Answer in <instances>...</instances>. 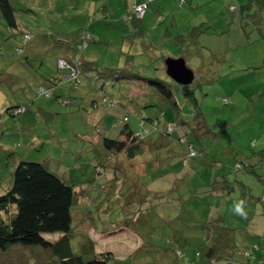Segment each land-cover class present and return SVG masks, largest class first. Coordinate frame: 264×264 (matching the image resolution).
Segmentation results:
<instances>
[{
	"label": "rangeland",
	"instance_id": "374dc122",
	"mask_svg": "<svg viewBox=\"0 0 264 264\" xmlns=\"http://www.w3.org/2000/svg\"><path fill=\"white\" fill-rule=\"evenodd\" d=\"M144 1L16 0L18 27L0 18V193L16 161H41L74 181L75 253L205 264L208 238L223 236L248 264L246 251L264 252V20L262 30L251 20L242 27L241 9L236 22L233 11L218 14L223 0H154L138 20L133 7ZM76 56L74 77L65 60ZM181 56L206 125L166 72V59ZM135 74L167 82L179 110L127 78ZM126 123L144 147L129 160L103 144L125 138ZM253 163L255 173L244 168ZM0 264L60 263L41 245L17 243L0 249Z\"/></svg>",
	"mask_w": 264,
	"mask_h": 264
},
{
	"label": "trees",
	"instance_id": "16d2710c",
	"mask_svg": "<svg viewBox=\"0 0 264 264\" xmlns=\"http://www.w3.org/2000/svg\"><path fill=\"white\" fill-rule=\"evenodd\" d=\"M14 1L16 0H0V18L5 21L7 26L12 28L18 27L13 5ZM150 1L154 0L142 2L147 4L146 10L149 8ZM180 1L183 2L184 0ZM137 5L138 3L134 5L133 13L137 14V19L140 20L143 19L146 10L144 13L137 11ZM240 9L243 11L244 18L247 17L253 24H259L262 19L264 0H247L245 3H234L228 8L234 14L239 13ZM26 34L29 36V33ZM28 39H30V36ZM80 61L81 58L77 56L65 60V66L72 68V75L74 77L82 73ZM127 78L132 80L131 82L133 83H144L150 88H155L170 99L173 106L179 110L178 103L172 98V89L164 80L136 74L130 75ZM181 89L188 101H192L196 106L195 117L198 119V122L202 121L206 125L204 119L202 118L201 120L202 108L195 94V86H190V84L181 85ZM41 91L44 90L41 89ZM51 92L48 91L47 94H51ZM225 100L230 101V98L225 97ZM104 101L108 102V99L104 98ZM115 102L112 101L110 104L112 105ZM17 107L18 109L15 110L16 114H20L25 110L21 105ZM147 118L154 122L150 117ZM122 134L125 135L123 139L105 136L103 144L107 149L114 150L116 153L123 152L132 159L144 149L141 141L138 139L141 134L138 131L135 132L128 123L124 125ZM188 145V147L192 146L194 148L195 153L193 156H196L198 151L195 145L192 143ZM257 153L260 157L259 160L264 162V149L258 150ZM254 164H250L244 168L249 172L255 173ZM242 166L240 163L237 164L238 168H242ZM74 185L73 180L63 178L55 172L50 171L41 161H16V166L12 170L11 185L3 193H0V249L6 251L17 243L28 246L41 245L57 256L60 264H108L113 254L110 250L88 254L90 256L74 252L69 236L73 229L72 207L75 203L77 204L78 200ZM53 234H59L60 236L54 239L47 237V235ZM256 246L264 250V246L261 243L256 244ZM205 248V264H246L235 259L238 251L237 246L229 243L228 239L223 236H219L218 238L209 237ZM180 252L182 253L181 250ZM254 253V251H246L248 256H255L254 259L248 260V264H264V252H262L263 255L261 256H256Z\"/></svg>",
	"mask_w": 264,
	"mask_h": 264
},
{
	"label": "water",
	"instance_id": "95a60500",
	"mask_svg": "<svg viewBox=\"0 0 264 264\" xmlns=\"http://www.w3.org/2000/svg\"><path fill=\"white\" fill-rule=\"evenodd\" d=\"M166 66L167 74L180 85H188L194 80V71L183 57H168Z\"/></svg>",
	"mask_w": 264,
	"mask_h": 264
},
{
	"label": "crops",
	"instance_id": "0c3cea01",
	"mask_svg": "<svg viewBox=\"0 0 264 264\" xmlns=\"http://www.w3.org/2000/svg\"><path fill=\"white\" fill-rule=\"evenodd\" d=\"M242 2V0H223V3H222V7L220 8V12H218V14H221V15H224V13L226 12L227 14H229V15H231V13L230 12H228V11H226V10H228V8L232 5V4H234V3H241ZM245 2H247V0H245ZM245 2H243V3H245ZM198 3V5L200 6L201 4L199 3V2H197ZM165 4H166V2H165ZM224 5V6H223ZM238 15H239V13H235V16L233 17V19L232 20H235V22H236V20L237 19H239L238 18ZM244 18V17H243ZM240 21H239V23H240V25L242 26V27H245V25L243 24V23H247V21H249L248 20V18L247 17H245L243 20H242V18L240 17ZM227 20V22L229 23V19L227 18L226 19ZM263 20H264V9L262 10V19H261V22L258 24V23H256V24H254L255 25V27L254 28H258V29H263L261 26H262V22H263ZM240 25H238V27L240 28ZM234 26V25H233ZM232 30V29H231ZM231 30H229V31H231ZM244 33H246V35L248 36V38H251V33L250 32H247L246 30H244L243 31ZM175 36L177 37V38H179L180 36H182V35H180V33L178 32L177 34H175ZM263 36H264V34H263ZM243 37H245L244 35H243ZM31 40V39H30ZM250 40V39H249ZM29 41V39L27 40V42ZM26 42V43H27ZM245 42V41H244ZM185 43V42H184ZM181 57H183L184 58V56H181ZM175 58H177V57H175ZM185 59V58H184ZM61 61H63V60H61ZM187 63V62H186ZM166 64V63H165ZM188 65V64H187ZM189 66V65H188ZM167 67V66H166ZM245 69H247V68H245ZM193 70V69H192ZM256 72V71H255ZM254 72V73H255ZM194 79H195V73H194ZM192 83H190V85H191ZM43 89V88H42ZM26 110V109H25ZM24 112V111H23ZM123 139V138H122ZM261 145H263V144H261ZM262 149H264V148H262ZM139 155V153L136 155V156H138ZM116 156H118V157H123V159L125 160H129V159H131V158H129L125 153H117L116 154ZM135 156V157H136ZM122 159V160H123ZM124 162H126V161H124ZM127 163V162H126Z\"/></svg>",
	"mask_w": 264,
	"mask_h": 264
},
{
	"label": "built area",
	"instance_id": "2783aa9c",
	"mask_svg": "<svg viewBox=\"0 0 264 264\" xmlns=\"http://www.w3.org/2000/svg\"><path fill=\"white\" fill-rule=\"evenodd\" d=\"M146 8H147V4L146 3H141V4H138L136 6V10L139 11V12H141V13H144V11L146 10ZM45 93H48V92H45ZM194 153H195L194 148L192 146H190L189 147V155H193Z\"/></svg>",
	"mask_w": 264,
	"mask_h": 264
},
{
	"label": "clouds",
	"instance_id": "9594fccd",
	"mask_svg": "<svg viewBox=\"0 0 264 264\" xmlns=\"http://www.w3.org/2000/svg\"><path fill=\"white\" fill-rule=\"evenodd\" d=\"M240 209H239V206L237 207V211H239Z\"/></svg>",
	"mask_w": 264,
	"mask_h": 264
}]
</instances>
